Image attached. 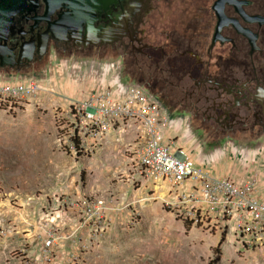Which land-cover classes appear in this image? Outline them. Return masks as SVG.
Listing matches in <instances>:
<instances>
[{"label":"rangeland","instance_id":"1","mask_svg":"<svg viewBox=\"0 0 264 264\" xmlns=\"http://www.w3.org/2000/svg\"><path fill=\"white\" fill-rule=\"evenodd\" d=\"M116 60L52 52L42 67L20 74L36 76L44 92L19 110L0 109V230L6 233L0 238V264H21L12 253L35 250L49 229L63 238L60 256L73 251L69 236L92 196L104 197L115 211L110 227L91 242L93 226L80 229L87 240L79 248V264H264V226L243 249L232 225L203 228L178 217L169 183L134 189L127 177L125 150L134 139L128 133L86 154L59 147L55 116L70 100L90 96L119 71L125 82L137 83ZM167 111L176 138L214 172L253 178L264 191V144H206L190 136L187 118ZM29 238L31 247L25 246Z\"/></svg>","mask_w":264,"mask_h":264},{"label":"flooded vegetation","instance_id":"2","mask_svg":"<svg viewBox=\"0 0 264 264\" xmlns=\"http://www.w3.org/2000/svg\"><path fill=\"white\" fill-rule=\"evenodd\" d=\"M130 14L121 5L90 29L61 27L68 11L48 15L41 3L36 14L16 18L2 43L14 59L0 55V73L33 72L52 52L117 59L127 77L188 119L190 136L264 144V0H142ZM35 17H43L37 27Z\"/></svg>","mask_w":264,"mask_h":264},{"label":"built area","instance_id":"3","mask_svg":"<svg viewBox=\"0 0 264 264\" xmlns=\"http://www.w3.org/2000/svg\"><path fill=\"white\" fill-rule=\"evenodd\" d=\"M121 73L90 96L70 100L67 110L58 111L59 147L75 155L86 154L110 134L134 133L133 143L125 150L127 177L133 188L169 183L178 217L203 228L232 225L241 248L249 247L264 226V199L255 194L257 183L214 176L209 164L199 163L176 138L175 122L161 100L140 84L125 82ZM41 82L36 76L0 73V109L19 110L44 92ZM81 207V220L69 236L75 248L83 247L87 240L80 233L82 227L93 226L95 233L88 236L91 242L110 227L115 211L102 196H92ZM5 234L0 230V238ZM62 239L49 229L35 250L21 248L12 255L21 264H61ZM33 241L25 240V246L31 247ZM79 261L69 255L65 264Z\"/></svg>","mask_w":264,"mask_h":264},{"label":"water","instance_id":"4","mask_svg":"<svg viewBox=\"0 0 264 264\" xmlns=\"http://www.w3.org/2000/svg\"><path fill=\"white\" fill-rule=\"evenodd\" d=\"M141 2L142 0H0V55L5 61L14 59L12 50H8L6 44L2 43H6L9 35L15 33L16 18L36 14L41 3L45 5L48 15L62 8L68 11L69 17L61 27L79 25L90 29L102 16L108 15L112 7L126 5L132 17ZM34 19L37 27L43 17ZM108 35L107 32L104 33V37ZM7 55H10L9 59L6 58Z\"/></svg>","mask_w":264,"mask_h":264},{"label":"crops","instance_id":"5","mask_svg":"<svg viewBox=\"0 0 264 264\" xmlns=\"http://www.w3.org/2000/svg\"><path fill=\"white\" fill-rule=\"evenodd\" d=\"M118 133H113V134H110L103 142H102V144L103 143H106L110 138H112L113 136H116ZM129 136L133 139V138H135V135H134V133H130L129 134ZM134 140V139H133ZM185 145V144H184ZM189 150H190V152L192 153V156L194 157V158H196V160L199 162V163H207V162H205V161H201L200 159H199V157H198V155H197V153H196V151L194 150V148H191V147H189V146H187V145H185ZM209 167H211L210 165H209ZM220 168V167H219ZM211 172H212V174L214 175V176H216V177H228V178H231V179H233V180H235L236 182H238V183H243V182H245V181H247V180H254L256 183H257V180H255V179H253V178H248V179H245V180H241L240 178H235V177H232V176H230V175H225V173H222V172H214L213 171V169L211 168V170H210ZM133 187V186H132ZM135 189V188H134ZM263 189H261L260 187H259V184L257 183L256 184V187L254 188V191H255V194L256 195H258L259 197H261V198H263L264 199V191H262ZM73 228H75V226L73 227ZM69 255H72V256H74V257H76V258H80L81 256H82V252H81V250H79V248H74L73 249V251H68V252H66V253H63L62 254V256H61V264H65V262H66V259H67V257L69 256Z\"/></svg>","mask_w":264,"mask_h":264},{"label":"trees","instance_id":"6","mask_svg":"<svg viewBox=\"0 0 264 264\" xmlns=\"http://www.w3.org/2000/svg\"><path fill=\"white\" fill-rule=\"evenodd\" d=\"M217 253V252H216ZM219 254V253H218Z\"/></svg>","mask_w":264,"mask_h":264}]
</instances>
